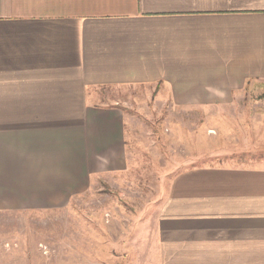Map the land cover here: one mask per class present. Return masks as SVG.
<instances>
[{"label": "crops", "instance_id": "1", "mask_svg": "<svg viewBox=\"0 0 264 264\" xmlns=\"http://www.w3.org/2000/svg\"><path fill=\"white\" fill-rule=\"evenodd\" d=\"M248 85L264 87V0H0V211H49L126 169L104 88L188 107ZM155 206L130 250L68 264H264V147L180 170Z\"/></svg>", "mask_w": 264, "mask_h": 264}, {"label": "rangeland", "instance_id": "2", "mask_svg": "<svg viewBox=\"0 0 264 264\" xmlns=\"http://www.w3.org/2000/svg\"><path fill=\"white\" fill-rule=\"evenodd\" d=\"M103 94L104 106L125 116L126 169L94 176L88 191L52 210L0 211V264L121 255L132 237H141L142 222L177 172L246 164L264 147V87L248 85L230 103L188 107L147 86L104 88Z\"/></svg>", "mask_w": 264, "mask_h": 264}]
</instances>
